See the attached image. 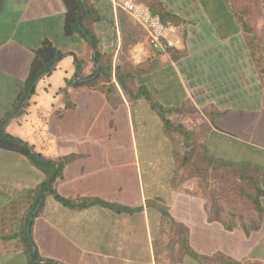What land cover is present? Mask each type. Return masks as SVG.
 <instances>
[{"label": "crops", "instance_id": "obj_1", "mask_svg": "<svg viewBox=\"0 0 264 264\" xmlns=\"http://www.w3.org/2000/svg\"><path fill=\"white\" fill-rule=\"evenodd\" d=\"M121 1L88 0L93 46L65 34L64 0H0L1 129L59 171L36 205L45 173L0 148V264H264V80L238 16L138 0L174 20L167 58L146 34L124 48ZM46 40L63 56L23 98ZM100 64L112 80L89 82Z\"/></svg>", "mask_w": 264, "mask_h": 264}, {"label": "trees", "instance_id": "obj_2", "mask_svg": "<svg viewBox=\"0 0 264 264\" xmlns=\"http://www.w3.org/2000/svg\"><path fill=\"white\" fill-rule=\"evenodd\" d=\"M64 2L66 5L65 24H64L65 34L72 35L74 33H77L89 45H91L90 41L83 34L82 28L86 30L88 34L91 36V38H93L96 41V37L94 35L92 28H93V24L99 18L97 9L94 6H92L90 3H88V0H64ZM239 20L241 22L244 35L246 36L252 35L253 37L254 34L249 28V25L246 22H244L241 18H239ZM118 21H119L120 30L123 35L124 48H127L128 46L137 43L138 41L144 38L145 32L143 28L121 8H118ZM249 48L259 68L258 71L264 80V46L259 41L256 40L252 45L249 43ZM62 56L63 54L54 47L52 42H50L49 40L43 42V44L35 52L34 59L30 66L28 78L26 80V86L23 93V98L27 96L30 88L38 80V78L50 73L54 69L56 62L59 59H61ZM97 57L98 60H100L99 54H97ZM91 60L94 61V58L93 59L91 58ZM100 65H101L100 70H98L96 66H93V68L91 69V72L88 74V77H94V78L91 79L89 82H97L101 79L104 80L105 82L112 80L113 78L112 64H100ZM132 68L133 71H136L137 73H144L145 71L140 66H136L134 69V67H132L131 65V71ZM80 69H81V64L79 65V70ZM116 76L118 78L121 87L124 89L126 93L129 92V89L130 91H133L132 90L133 86L131 84H128L129 82L125 83V81H123V79L119 75L118 68H117ZM154 108L161 109L162 106L154 101ZM173 110H177V109L173 108ZM164 123L172 127L170 121L164 120ZM174 129L182 131V126L181 125L174 126ZM0 148L17 151L24 154L33 165H35L45 173L47 179L44 186L40 190L39 195L36 198V205H37L40 201L42 191L46 187H48L50 191L52 190V183L54 182L56 175H58L59 172V171L57 172L56 163L52 160L44 158L41 155H35L32 152V149L28 146V144H26L25 142H23L22 140L16 137L4 133L1 129V126H0ZM248 179H249V183L251 184V188H254L257 191V195L249 196L248 199H250V201L258 209V211H262L261 200L262 198H264V188H262L261 185H258L256 179L253 178L252 176H250ZM85 204L87 203H84L83 205ZM111 206L116 207L113 204H111ZM124 209L130 210V208L128 207H125Z\"/></svg>", "mask_w": 264, "mask_h": 264}, {"label": "built area", "instance_id": "obj_3", "mask_svg": "<svg viewBox=\"0 0 264 264\" xmlns=\"http://www.w3.org/2000/svg\"><path fill=\"white\" fill-rule=\"evenodd\" d=\"M118 6L143 28L146 43L153 54L171 58L176 47L171 35L175 22L171 17L153 12L137 0H122Z\"/></svg>", "mask_w": 264, "mask_h": 264}, {"label": "rangeland", "instance_id": "obj_4", "mask_svg": "<svg viewBox=\"0 0 264 264\" xmlns=\"http://www.w3.org/2000/svg\"><path fill=\"white\" fill-rule=\"evenodd\" d=\"M227 2L234 14L246 22L255 35L253 37L252 35H247L249 43L252 45L257 40L264 46V0H227ZM256 138L255 140L257 141ZM232 149L234 152L237 151L234 143ZM249 154H254V151L252 153L250 149Z\"/></svg>", "mask_w": 264, "mask_h": 264}, {"label": "water", "instance_id": "obj_5", "mask_svg": "<svg viewBox=\"0 0 264 264\" xmlns=\"http://www.w3.org/2000/svg\"><path fill=\"white\" fill-rule=\"evenodd\" d=\"M82 32H83V34L87 37V39L91 42V44L94 46V45H95L94 40L91 38V36L88 34V32H87L86 30H84L83 28H82ZM95 56H96V54H95ZM36 84H37V82H36V83L34 84V86L32 87L30 93H32V91H33V89H34V87H35ZM33 153H34L35 155H38V154H36L34 151H33Z\"/></svg>", "mask_w": 264, "mask_h": 264}]
</instances>
